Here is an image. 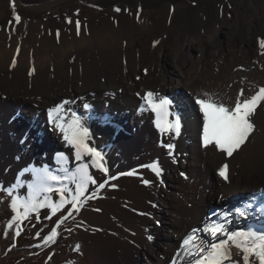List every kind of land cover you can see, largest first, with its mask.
Returning a JSON list of instances; mask_svg holds the SVG:
<instances>
[{
	"label": "bare ground",
	"instance_id": "6f19581e",
	"mask_svg": "<svg viewBox=\"0 0 264 264\" xmlns=\"http://www.w3.org/2000/svg\"><path fill=\"white\" fill-rule=\"evenodd\" d=\"M248 2L168 5L147 19L137 9H123L96 22H79V29L77 21L59 30L30 21L0 31V182L6 183L0 197L10 200L19 192L26 200L34 197L43 182L39 168L54 162L53 148L65 149L71 155L68 170L54 183L56 189L52 187L34 203L52 206L71 200L84 165L95 183L85 184L81 202L98 193L99 185L111 177L117 182L109 186L105 198L96 197L95 205L82 210L98 229L74 264H93L92 260L142 264L137 258L141 253L147 257L146 264H189L182 245L192 229H199L197 244L225 240L237 215L210 219L207 212L212 203L222 202L227 212H233L263 198L264 103L253 117L255 129L249 139L229 157L203 145V113L196 100L234 106L238 98H250L264 87V0H258L260 5L254 9L246 8ZM225 28L231 32L223 42L219 35ZM167 60L174 64L171 73L164 67ZM148 91L172 94L174 119L181 120L180 137L163 133L160 139L150 113H137ZM65 100L71 103L61 110L60 122L80 119L89 130V145L104 155L107 173L93 166L88 156L78 160L76 149L52 120L48 123V110ZM129 124L130 135L124 133ZM27 130L28 138L21 142ZM162 142L176 146L173 157ZM152 162L161 169L158 178L164 184L148 167ZM224 164L227 180L219 175ZM22 169L26 171L21 173ZM183 170L186 180L179 178ZM11 183L29 192L11 193L6 188ZM170 184L175 191L168 193L165 188ZM238 198L245 203L237 202ZM67 206L74 211L70 203ZM251 213L253 209H247V216ZM221 226L224 231L216 237L204 231ZM227 247L232 260L242 264L241 251L232 242Z\"/></svg>",
	"mask_w": 264,
	"mask_h": 264
},
{
	"label": "rangeland",
	"instance_id": "374dc122",
	"mask_svg": "<svg viewBox=\"0 0 264 264\" xmlns=\"http://www.w3.org/2000/svg\"><path fill=\"white\" fill-rule=\"evenodd\" d=\"M203 1H212L214 4L216 0H37L29 3L24 0H0V31H3L4 28H16L19 24L30 21H38L51 30H59L74 21L96 22L116 15L123 9H137L147 19L164 6L185 8ZM248 4V6L246 5L247 9L248 7L254 9L260 5L258 0H249ZM229 9L231 11L235 9L233 4H230ZM17 15L20 17L19 22L15 20ZM230 32L229 28H225L219 38L223 42L227 41ZM197 54L198 48H194L193 55L197 56ZM164 67L171 73L174 68L172 60H167ZM128 128L131 129L130 124ZM129 132L125 130L124 133ZM182 172L185 173L179 178L186 180V170ZM116 183L110 178L98 193L92 194L82 201L79 211H71V216H68L67 205L69 203L67 201H70L69 199L64 200L65 206L53 212V205H46L47 203L44 202L32 204L29 203L30 197L26 200L20 192L13 193L14 199L19 198L18 201L22 205L26 202L35 205L34 209L25 216L23 207L19 213L11 207L13 197L10 200L0 197V264H74L80 260L88 249V245L91 244L92 232L98 229L91 223L92 219L89 221L84 217L82 210L84 207L95 205L96 197L105 198L108 195L109 186ZM158 183L164 184L160 178ZM5 185L6 183L0 182V188ZM17 187V184L12 185V183L6 186L8 190H11V193L21 189H23L22 192L24 191L23 194L29 192L24 186ZM170 187L165 188V190H169L168 193L175 191L171 184ZM102 208L106 209L105 211L112 210L110 207L103 206ZM165 210L167 209L165 208ZM53 229L56 230L57 235L52 241L45 242V238ZM17 233L19 234L17 235ZM141 254L137 258L139 257L142 264H146L147 257L143 253ZM92 257L94 258V256ZM92 263L98 264L93 260Z\"/></svg>",
	"mask_w": 264,
	"mask_h": 264
},
{
	"label": "snow or ice",
	"instance_id": "6c2138e0",
	"mask_svg": "<svg viewBox=\"0 0 264 264\" xmlns=\"http://www.w3.org/2000/svg\"><path fill=\"white\" fill-rule=\"evenodd\" d=\"M119 11V9H116ZM16 22L20 21V17L15 16ZM77 23V29H79V22ZM158 43V42H157ZM261 46L264 47V41L261 42ZM13 66H15V60H13ZM31 75V73H29ZM240 95H243L241 91ZM144 103L141 105L140 111L150 110L156 114V127L161 132L175 133L180 135L181 120L179 116H176L174 120H169L168 117L172 115L170 112L171 101L167 97H160L158 93L148 91L143 96ZM71 103L70 101H63V103L56 105L48 110L50 120L55 126L63 133V138L76 149V158L82 159L84 156L91 158L92 165L100 169L104 173L108 172V168L105 167L104 155L101 151L95 147L89 145L88 140L90 138L89 130L81 123L79 118H73L70 123H61L60 112L65 104ZM196 103L200 107V111L203 113V130L202 141L205 147L214 146L219 151L226 153L231 157L234 152L239 150L242 145L249 139L250 134L255 129L253 117L256 114L257 108L264 103V87L260 88L250 98L236 100L234 106H225L224 104H218L208 99L198 98ZM85 109L89 108L88 104L84 105ZM169 149H172L174 145H166ZM62 155V154H61ZM153 172L157 176L160 175L161 169L157 164L149 165ZM88 165H84L79 169L80 178L77 184L76 195L72 197L70 201L72 209L79 211V205L82 203L79 199L85 191V184L88 182L95 183L92 177L87 171ZM228 165L224 164L219 168V175L225 180L228 179L227 175ZM134 173H128L133 175ZM184 175V173H181ZM115 179V177H111ZM187 178V177H185ZM48 179L56 181L59 177L48 174ZM145 184H149L150 181L145 180ZM100 184L99 187H103ZM51 189L49 188V191ZM11 194V193H9ZM264 197V191L260 193ZM256 197L253 196V200ZM65 201L62 200L59 204L53 205V212L59 210ZM21 204L18 200L12 201L11 207L13 210H17ZM25 216L30 210H33L35 205L23 204ZM43 206V205H41ZM251 207L250 204H246L244 209L236 208L235 212L240 216L247 215V209ZM264 209V205H262ZM72 212H68V216H71ZM67 218V217H66ZM62 222V221H61ZM199 229H192V232L183 240L182 247L185 249L184 255L189 258V264H224L225 261H229V264H240V260L233 261L231 258V252L227 245L229 242L241 251L242 264H252V259L255 258L258 264H264V231L253 230H238L232 231L227 234L226 240H220L219 243L204 244L203 241L197 244L195 241L198 239L196 233ZM204 231L210 232L213 237H216L218 232H223V227H213L211 229H204ZM19 233H17L18 235ZM57 235L55 229L45 238V242L52 241ZM151 239V237H149ZM191 246V247H190ZM195 249V251H193ZM175 264V262H173Z\"/></svg>",
	"mask_w": 264,
	"mask_h": 264
},
{
	"label": "trees",
	"instance_id": "16d2710c",
	"mask_svg": "<svg viewBox=\"0 0 264 264\" xmlns=\"http://www.w3.org/2000/svg\"><path fill=\"white\" fill-rule=\"evenodd\" d=\"M26 3H29V2H35L37 0H24Z\"/></svg>",
	"mask_w": 264,
	"mask_h": 264
}]
</instances>
